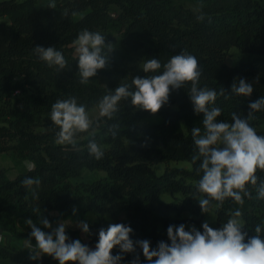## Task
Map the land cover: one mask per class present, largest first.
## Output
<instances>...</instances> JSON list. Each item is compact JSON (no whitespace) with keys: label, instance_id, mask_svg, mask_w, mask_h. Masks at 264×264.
Masks as SVG:
<instances>
[{"label":"trees","instance_id":"16d2710c","mask_svg":"<svg viewBox=\"0 0 264 264\" xmlns=\"http://www.w3.org/2000/svg\"><path fill=\"white\" fill-rule=\"evenodd\" d=\"M49 2L0 0V153L35 165L13 178L0 171V230L16 240L29 239L31 232L22 230L19 221L30 218L39 223L44 216L53 222L68 217L73 204L80 203L78 220L86 221L91 231L83 243L92 249L99 229L110 223L129 225L131 239L149 240L153 249L159 241L170 243L168 226L192 220L183 216L186 212L201 213L192 198L201 195L196 184L202 173L197 171L200 161H192L191 129L196 126L203 132V114L194 112L187 93L190 85L172 91L169 102L155 114L161 116L158 121L132 107L130 99L121 101L113 119L99 118L94 124V135L90 129L77 136L78 150L55 142L59 129L50 120L51 106L58 99L76 97L89 110L119 84L144 77L142 66L126 64L132 52L142 50L144 62L156 58L163 65L186 51L199 61L200 86L217 91L223 87L229 96L217 97L214 106L222 110L217 120L231 123L233 112L245 117L249 104L264 97V0H55V9L48 8ZM199 4L211 23L196 19L194 8ZM84 29L100 32L114 49L109 65L86 85L79 82L73 47ZM36 46L61 51L68 68L48 67L34 53ZM233 46L243 56L231 66L227 56ZM237 78L253 85L251 96L231 94ZM254 115L249 123L264 136V110ZM112 125L119 126L115 136L109 131ZM91 140L102 147V159L89 154ZM175 161L191 165H173ZM161 162L166 167L158 173L155 164ZM85 169L104 174L74 182ZM256 175L258 184L264 181V171ZM25 177L40 179L38 200L23 186ZM248 188L251 198L244 197L242 207L230 198L216 207L218 225L210 227L221 228L231 212L240 209L248 237L255 235L257 225L264 236V200L257 198L255 187ZM164 193L172 199L163 200ZM90 216L95 218L89 220ZM137 253L140 264H147L142 250L137 248ZM112 254L123 256L120 264H130L136 255L121 253L119 247ZM5 260L55 264L50 256L31 260L27 249L0 243V264Z\"/></svg>","mask_w":264,"mask_h":264},{"label":"clouds","instance_id":"9594fccd","mask_svg":"<svg viewBox=\"0 0 264 264\" xmlns=\"http://www.w3.org/2000/svg\"><path fill=\"white\" fill-rule=\"evenodd\" d=\"M203 7V4H199L194 8L196 19L201 22L207 19L211 23V17L206 16ZM48 8H56L55 0H50ZM64 14L67 15V12ZM73 47L78 62L79 82L84 85L109 65L110 53L114 51L112 44L105 43L104 35L87 29L78 34ZM33 51L50 68L55 67L57 71L68 68L62 52L53 46H36ZM142 71L146 74L144 77L135 76L131 84H119L99 100L96 121L90 117L85 105L77 103L76 97L58 99L52 104L50 112V120L59 129L55 142L78 150L77 136L90 129L94 135V124L98 125L99 118L113 119L121 101L130 99L135 109L155 115L169 102L173 90L185 89L186 85H190L187 93L194 112L203 114V132L200 127L191 129L194 144L192 161H200L197 171L202 173L196 184L197 193L201 195L192 198L198 202L201 213L209 214L213 206L218 208L229 198L242 207L244 197L251 198L249 185L256 188L257 198L264 200V181L258 184L256 175L258 170L264 171V136L258 135L249 123L256 119L254 113L264 110V97L249 104L250 110L245 117L233 112L231 123L218 121L222 110L214 106L217 97L228 99L229 96L223 87L217 91L200 86L202 70L194 55L182 51L172 55L163 65L159 59L149 58L143 63ZM253 90V85L242 78L234 79L231 85V94L238 97H249ZM118 127L112 125L109 128L113 136ZM87 150L97 160L104 157L102 147L95 140L88 143ZM34 168V164H28L29 171ZM22 184L31 192L33 199H39V178L25 177ZM76 211L74 207L73 215ZM65 221L57 222L53 228L43 216L39 224L51 229L49 232L41 230L30 218L25 221L31 228L30 238L25 239L24 243L29 259L39 260L47 255L58 264H120L123 256L112 254L113 249L119 247L121 253L136 254L130 264H140L137 248L142 250L147 264H264L262 228L257 225L255 235L248 237V233L243 231L245 227L240 209L231 212L227 222L218 229L210 227L207 221L202 223V231L194 225H170L167 228L170 243L159 241L155 249L149 240L133 241V229L124 223H110L106 228L101 227L98 241L92 249L80 239L69 238L66 228L71 224ZM76 227L82 233L91 235L86 221H78Z\"/></svg>","mask_w":264,"mask_h":264},{"label":"rangeland","instance_id":"374dc122","mask_svg":"<svg viewBox=\"0 0 264 264\" xmlns=\"http://www.w3.org/2000/svg\"><path fill=\"white\" fill-rule=\"evenodd\" d=\"M40 3L45 2V0H39ZM243 56L242 51L236 47L233 46L228 50V56H227V62L229 65L234 66L239 63L241 57ZM144 63L143 61V51L140 50L138 52H132L128 55L127 58V65H133V64H138L139 66H142ZM98 105V104H97ZM97 105L92 107L91 109L87 110L89 112L90 117L95 120L98 118V108ZM161 119V116L159 115H154L151 117V120L153 121H158ZM28 164H32L29 160H19L15 159L9 152H4L0 153V171L5 170L7 176H13L15 174L21 173L23 171L28 170ZM173 165L177 166H190V162L188 161H175L172 162ZM166 167V163L161 162L155 164V169L157 170L158 173H162ZM104 172L100 170H95L91 171L88 169H85L84 172L82 173L81 176L74 177L73 181L74 182H80V181H89L94 178H97L101 175H103ZM161 198L165 201L171 200L172 196L170 193H164ZM80 203H75L73 204V208H76V214L73 215V208L72 212L68 217L60 218L59 220L51 222L53 228L57 226V222L66 220L65 222L69 225L66 228V233L69 236L70 239H80L81 242L83 243L87 239V235L82 233V231L76 227V223L80 220H78V209H79ZM184 217L190 218L192 220L185 222L183 224L186 225V227H191L195 226L198 230H201V225L204 221H207L210 226H217L218 225V220H217V214H216V207L213 206L212 210L209 214H194L191 212H186L183 215ZM95 216H90L89 220H93ZM37 227H40L41 230L49 232L51 229H46L43 227V225L36 223Z\"/></svg>","mask_w":264,"mask_h":264},{"label":"crops","instance_id":"0c3cea01","mask_svg":"<svg viewBox=\"0 0 264 264\" xmlns=\"http://www.w3.org/2000/svg\"><path fill=\"white\" fill-rule=\"evenodd\" d=\"M49 0H45L46 3ZM17 174L13 175V176H8L9 178H13L15 177ZM35 223V222H34ZM51 223V222H50ZM19 226L22 230H26L31 232V228L29 227V225L25 222V221H19ZM0 243H6V244H11L13 246H16L19 249H24V243H25V239L22 240H16L12 237V235L6 231L0 230ZM32 243L34 244L35 241L34 239L32 240ZM55 264H58V261L54 260ZM5 264H17L11 260H5Z\"/></svg>","mask_w":264,"mask_h":264}]
</instances>
